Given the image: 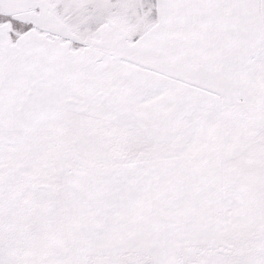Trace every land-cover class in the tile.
<instances>
[{"label": "snow or ice", "instance_id": "snow-or-ice-1", "mask_svg": "<svg viewBox=\"0 0 264 264\" xmlns=\"http://www.w3.org/2000/svg\"><path fill=\"white\" fill-rule=\"evenodd\" d=\"M0 264H264V0H0Z\"/></svg>", "mask_w": 264, "mask_h": 264}]
</instances>
